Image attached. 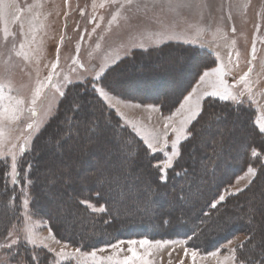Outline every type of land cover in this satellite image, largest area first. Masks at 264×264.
Returning a JSON list of instances; mask_svg holds the SVG:
<instances>
[{"label":"trees","instance_id":"trees-1","mask_svg":"<svg viewBox=\"0 0 264 264\" xmlns=\"http://www.w3.org/2000/svg\"><path fill=\"white\" fill-rule=\"evenodd\" d=\"M215 62L207 50L172 42L149 51L134 52L111 67L100 84L123 98L158 105L163 113L169 114ZM255 115L256 111L250 106L207 97L200 116L189 127L191 135L182 141L180 155L164 178L155 167L163 159L162 154L147 148L144 140L104 101L91 81L70 85L55 115L24 153L21 179L14 186L5 181L9 167L5 168L0 162V239L7 240L13 223L18 225L22 220L19 188L30 182L33 213L48 221L56 237L84 251L120 239L147 237L151 240L183 239L189 247L208 253L245 234L241 242L244 246L238 247L239 243L235 248L238 264H264V243L258 246L264 239V227L257 224L264 218V211L246 217L248 212L243 204L255 193L259 196L263 193L258 184L264 178V133L256 126ZM215 119L225 125L217 139L211 134L207 142L206 129ZM234 121L239 124L232 126ZM80 125L88 126V134L98 140L83 141L86 133L80 130ZM246 132L249 134L244 137ZM74 136L80 142L71 145ZM50 145L62 152L65 147H71L70 155L64 152L60 155L62 161L73 162L74 166L56 169V174L63 178L51 184L52 191L47 193L43 188L47 183L43 172L52 164L47 160L46 151ZM108 149L111 150L108 152ZM252 149L260 155L253 157ZM200 156L204 160H196ZM121 160L133 164L127 169L140 171L138 179L122 182L106 178L98 183L99 178L114 170ZM249 166L257 169L252 183L241 192L228 194L212 208V202ZM201 167L207 174L200 171ZM116 169L121 172L124 168ZM141 182L148 184L146 191L140 189ZM204 189L206 193L201 192ZM114 191L123 197L110 198ZM132 191L145 210L129 216L126 214L129 209L113 211L116 206L132 201V195L128 194ZM194 191L200 193L195 199L186 200ZM67 197L70 200L58 216L50 201ZM81 201L104 206L107 210L94 212ZM73 212L78 214L80 223H87L84 233L67 231V219ZM45 252L48 263L42 260L41 264L53 260V254Z\"/></svg>","mask_w":264,"mask_h":264},{"label":"rangeland","instance_id":"rangeland-1","mask_svg":"<svg viewBox=\"0 0 264 264\" xmlns=\"http://www.w3.org/2000/svg\"><path fill=\"white\" fill-rule=\"evenodd\" d=\"M123 2L124 0H117L116 3H112L111 0H0V7L10 5L7 8L6 16L0 18V84L5 85L4 94L24 99L25 107H27L37 82L43 81L47 77L51 64L56 61L57 55H59L58 74L53 80V83L59 88V92L65 93L70 85L89 80L99 95H101L100 88L108 93V99L102 95L101 97L111 107L115 108L116 106L119 112L122 111L121 113L125 117L122 120L125 124L133 126L136 132L137 129H140L143 134H155L157 139L162 140L164 126L168 123L166 118L176 112L184 97L192 91L193 87L197 89L194 98L200 97L201 106H203L202 101L204 102L207 97H214L206 96L204 93L212 91L211 85L212 81L216 79L215 76L201 81L200 77L204 71L198 79L199 82L197 81L198 83L186 93L178 107L169 114L163 113L155 105L150 108L142 103L116 95L103 87L100 80L111 67L124 58L131 57L138 50L149 51L164 44L177 42L197 46L212 53L216 61L213 68H223L226 73L224 79L241 102L237 103L231 99L225 101L253 108L256 111L255 123L259 128L257 121L264 122V0H203L200 8L180 9L177 12L169 10L166 0H134L131 6L125 5L122 8ZM17 16L18 20L15 19ZM21 26L23 34H21ZM5 27L8 33L7 38H5ZM233 29L235 30L233 31ZM253 44L256 49L255 58L252 55ZM57 48H59L58 53ZM77 48H79L78 59L76 63H73V57L77 56ZM18 52L21 55H17ZM250 69L251 71H249ZM185 71L182 72L183 75ZM245 73L248 74L247 78L242 79ZM59 92L57 88L51 86L44 90L37 104V116L34 118L38 127L34 126L32 130H27L26 125L33 119L27 113L12 126L10 140L11 143L18 146L17 152L19 145L24 143V136L28 137L25 152L28 151L36 135L55 115L62 99ZM241 93L243 95H240ZM215 98L224 100L220 97ZM181 119L182 116L172 118V125L167 130L169 143L163 151H158L164 160L171 155V142L176 138L172 127H180ZM238 124V121L231 123L232 126ZM223 125L225 122L219 119H215L210 124L206 129L207 142L210 141L211 134H214L216 139L218 138ZM80 130L86 133L83 141L98 140L93 134H88V126L80 125ZM248 134L246 132L243 136L247 137ZM139 135L143 138L141 134ZM16 137H20V139H16ZM182 140L177 145L178 150ZM206 140L202 143L203 145ZM78 142H80L79 138L74 136L70 144ZM155 146L158 149L161 147L160 143H156ZM70 148L65 147L64 154L70 155ZM110 150L108 149V152ZM46 151L48 152L47 160L52 163L43 172L47 182L43 188L48 193L52 191L51 184H56L63 178L61 174H56V169L73 167L74 163L62 161L60 154L63 152L55 149L52 145L47 146ZM163 159L158 164L163 162ZM196 160L202 161L204 157L200 156ZM130 165L133 164L121 160L118 166L124 168L123 171L118 172L116 169L118 166H116L114 170L102 175L98 183L106 178L122 182L138 179L137 175L140 171L127 169ZM168 169L161 171L164 178ZM200 171L204 175L207 174V170L202 167ZM132 172L133 175L130 176ZM246 172L247 170L240 176L245 177L243 180L237 182V178L222 195L226 197L230 193H236L237 188L243 189L246 185L248 186L249 179L253 180L255 177L245 176ZM27 182L29 181L27 180ZM139 185L141 190L146 191L148 184L141 182ZM258 187L261 188L262 195L259 196L255 193V196L249 197L243 203L248 212L246 217H250L256 211H264V178H261ZM19 189L22 220L18 225L16 222L13 223L9 231L12 233L11 238L7 237L5 241L0 239V245L8 244L12 239L17 240L18 244L11 250L0 247V264H41L42 260L48 261L45 250L53 254V260L49 264H95L93 258L88 255L89 253L96 251L97 256H108L114 251L110 245L123 241L124 243L120 247L125 251L121 255H125L128 254L126 252L127 241L142 239L152 242L167 240L177 242L167 244L164 248L155 251L154 255L150 257L152 264H180L181 260H183V264H192L190 255L185 256L184 250L188 249L190 253L195 248L189 247L183 239L151 240L147 237L120 239L90 251L79 248L81 251L74 257L62 260L55 255L61 247H64L66 252H74L78 247L56 237L49 227L48 221L33 213L29 183ZM113 189H116L115 186ZM206 191L204 189L201 192L206 193ZM198 193L200 192L190 193L186 200L195 199ZM128 194L132 195V201L116 206L113 211L125 212L129 209V212L126 213L128 216L134 212L144 211L143 206L138 204L135 192L132 191ZM120 197L123 195L114 191L110 198L118 199ZM24 199L28 200L27 205L23 203ZM69 200L70 198L67 197L50 201L53 204V212H56L58 216L62 214L64 204ZM78 217V214L73 212V215L67 219L68 232L75 230L79 234L84 233L88 227L87 223L84 221L80 223ZM257 224L264 227V218ZM26 229H31V234L37 241L35 245L28 240L29 233ZM245 238V234H241L232 238L231 244L228 243L229 241L226 242L220 248L217 257L207 255L212 251L202 253L195 249L200 255L206 257L200 264H219L225 256L230 255V249H235ZM41 240L47 247L40 244ZM263 243L264 239L258 242V246ZM51 249L55 251H51ZM101 249L104 251H100ZM13 253L18 254L13 258ZM102 264H108V262L104 261ZM228 264L231 262L229 261Z\"/></svg>","mask_w":264,"mask_h":264},{"label":"snow or ice","instance_id":"snow-or-ice-1","mask_svg":"<svg viewBox=\"0 0 264 264\" xmlns=\"http://www.w3.org/2000/svg\"><path fill=\"white\" fill-rule=\"evenodd\" d=\"M112 3H116L117 0H111ZM134 3V0H124L123 4H121V7L123 8L125 5L131 6ZM203 0H166V5L169 8L170 11L177 12L180 9H186V8H192L202 7ZM103 6V5H101ZM10 7V5H5L3 7H0V18H4L6 16L7 8ZM22 11V10H21ZM15 19H19V17H15ZM115 19V17H113ZM235 29H233L234 31ZM5 32V38H7V28H4ZM21 34H23L22 26H21ZM23 47V45H21ZM77 56L73 57V63H76L78 59V53L79 48H77ZM59 52V48H57V53ZM255 44H253L252 47V55L253 58H255ZM17 55H21V53H17ZM59 66V55H57L56 61L51 64V69L47 75V77L43 81H38L37 86L35 90L33 91L31 95L30 102L28 103V106L25 107V100L18 97H13L10 95L4 94V87L5 85L0 84V162H2L5 166V168L10 167V172H6L4 175L5 181H9L10 183L15 185L18 180L21 179V171L22 169V161H23V155L25 153V144L28 142V137L24 136V143L19 145L18 152H17V145L15 143H11L10 137L11 133L13 131V125L16 124L21 120V118L25 115V113L29 114L33 119L30 123L26 125L27 130H32L34 126H37L36 120L34 119L37 116V104L40 100L42 94L44 93V90L48 87H54L57 88V91L59 92V88L57 85L53 83L54 77L58 74L57 69ZM81 67L83 65H80ZM251 71V69L249 70ZM225 72L222 67L213 68L210 71H205L203 75L200 77L201 81H205L209 77L215 76L216 79L212 81V91L211 92H205L204 95L206 96H214V97H220L224 100H234L237 103H240L238 96L230 90V85L227 83V81L224 79ZM247 73H245V76L242 79L247 78ZM197 89L193 88L191 92L188 93L187 96L184 97L183 103L180 104L179 108L176 110V112L172 113L171 116L167 117L166 120L168 123L165 124V131L163 133V139H157L155 134H143L140 129H137V133L141 134L143 136L144 142L147 144V148L151 150V152L156 153L158 151H163L164 148L168 145L169 141L167 139V130L172 125V118L173 116H182V119L180 120V127H172V131L175 134V140L171 142L172 145V151L171 155L167 156L166 159L161 162L160 164L155 165L158 169H160L162 172L173 165V160L175 157H178L180 155V151L177 148V145L181 139H186L188 136L191 135L190 130L186 127L188 124H190L194 119H196L198 116H200L202 112V107L200 103V97L196 96L194 98V94L196 93ZM99 92L102 96L105 97V99H108V93L103 89L100 88ZM59 95L63 97L65 95L64 92H59ZM240 95H243L241 93ZM148 107H153L152 105H149ZM45 111H47L45 109ZM259 124V128L261 132H264V122L257 121ZM16 139H20V137H16ZM156 143H160L161 147L158 149L155 145ZM7 150H4V149ZM251 155L253 157H258L260 153H258L255 149H252ZM10 160V164H9ZM28 168H31V164H28ZM257 175V170L253 168L252 166H249L247 169V172L245 173V176L248 177H255ZM245 177H238L237 182L240 180H243ZM30 183V182H29ZM252 183V180L249 179L248 185ZM247 187V185H246ZM244 189L237 188L236 192H241ZM233 194V193H230ZM225 195H219L218 200H215L212 202L211 206L212 208H216L217 205L225 200ZM23 203L25 205L28 204V200L24 199ZM81 203H84L88 205L92 211L94 212H104L107 209L104 206L96 207L94 205H91L88 201H81ZM29 233L28 240L32 244H36V238L33 237L31 234V229H26ZM51 234V230H50ZM12 233H8V238H11ZM59 243V241H57ZM123 241L118 242L117 244H112L110 247L114 249V251L108 255V256H97V252L93 251L89 253L93 258V261L95 264H102V262L107 261L108 264H152V260L150 257H152L155 253V251L164 248L167 244H174L177 242L174 241H149L147 239H142L139 241L136 240H129L127 241L128 247L126 249V252L128 254L121 255L122 252L125 251V249L121 248L120 245L123 244ZM229 244L232 242L229 241ZM18 244V241L15 239H12L10 243L0 245V247H6L9 250H11L14 246ZM40 244L43 245V241H40ZM44 247H47L46 245H43ZM243 243H241L238 247H243ZM143 250V251H140ZM51 251H55L54 249H51ZM81 250L79 248L75 249L74 252H66L64 247H61L59 252H56L55 255L57 257H60L62 260L64 259H71L74 257L77 253H79ZM100 251H104V249H101ZM220 249H216L215 251H212L208 253V256L211 257H217L219 255ZM236 249H230V255L225 256L223 260L219 262V264H228L230 261L231 264H238L237 258L235 255ZM18 253H13V258ZM184 255L191 257L192 264H200L202 260H204L206 257L202 256L198 253L197 250H192L190 253L188 249L184 250ZM35 259V257H34ZM180 264H183V260L180 261Z\"/></svg>","mask_w":264,"mask_h":264},{"label":"crops","instance_id":"crops-1","mask_svg":"<svg viewBox=\"0 0 264 264\" xmlns=\"http://www.w3.org/2000/svg\"><path fill=\"white\" fill-rule=\"evenodd\" d=\"M199 82V81H198ZM197 82V83H198ZM196 83V84H197ZM194 88V87H193ZM101 96V95H100ZM187 96V95H186ZM105 101V100H104ZM184 101V100H183ZM183 101H182V103H183ZM106 102V101H105ZM111 102V101H110ZM107 104H108V102H106ZM128 103H129V101H128ZM202 103H203V101H202ZM130 104H131V102H130ZM132 104H134V103H132ZM109 106H110V104H108ZM113 105H114V103H113ZM144 105H147V106H149V105H152V106H154L155 104H144ZM115 106V105H114ZM138 106V105H137ZM155 106H157L159 109H161L160 108V106H158V105H155ZM111 107V106H110ZM202 107V106H201ZM112 109H114L117 113H118V115L123 119V118H125L122 114L123 113H121L122 111H118V108L115 106V108L114 107H111ZM150 109V108H149ZM121 113V114H120ZM174 117V116H173ZM194 121V120H193ZM192 121V122H193ZM192 122L190 123V124H188L186 127L189 129V127H190V125L192 124ZM129 127L131 128V129H133L135 132H136V130H135V128L133 127V126H131V125H129ZM136 134H138L137 132H136ZM139 135V134H138ZM140 136V135H139ZM141 137V136H140ZM142 138V137H141ZM143 139V138H142ZM185 139H183L182 141H184ZM181 141V142H182ZM180 142V143H181ZM179 151H180V145H179ZM177 158V157H176ZM176 158H174V160H173V163L175 162V160H176ZM164 160V159H163ZM167 241H169V240H167ZM171 241V240H170Z\"/></svg>","mask_w":264,"mask_h":264},{"label":"bare ground","instance_id":"bare-ground-1","mask_svg":"<svg viewBox=\"0 0 264 264\" xmlns=\"http://www.w3.org/2000/svg\"><path fill=\"white\" fill-rule=\"evenodd\" d=\"M171 72V71H170Z\"/></svg>","mask_w":264,"mask_h":264}]
</instances>
